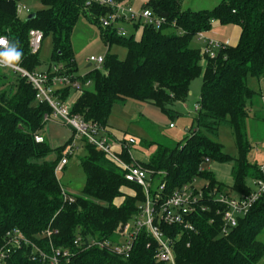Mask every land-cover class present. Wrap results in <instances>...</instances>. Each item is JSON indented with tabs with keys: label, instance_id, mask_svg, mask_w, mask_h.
<instances>
[{
	"label": "trees",
	"instance_id": "1",
	"mask_svg": "<svg viewBox=\"0 0 264 264\" xmlns=\"http://www.w3.org/2000/svg\"><path fill=\"white\" fill-rule=\"evenodd\" d=\"M182 1L147 0L142 8L163 17L164 22L159 28L143 23L136 39L133 33L119 34L115 27L103 26L101 18L109 8L86 0H40L43 7L29 19L18 16V0H0V36L18 44L23 55L17 65L37 71L38 51H31L28 31L36 28L43 37L51 34L52 51L45 71L59 66L61 73L72 79L90 81L80 92L67 86L56 93L62 100L77 94L70 100L71 112L102 128L110 140L108 117L115 103L135 99L172 115L170 104L184 101L192 80L201 76L199 109L188 134L173 146L157 142L148 160L138 163L148 171L153 195L158 184H164L157 192L160 201L185 184L194 187L197 177L208 180L201 187L205 196L200 200L207 208L188 216L192 229L183 224L158 223L173 241L177 264H257L264 255V242L258 239L264 230V193L224 234L221 217L215 213L216 204L207 196L223 185L204 168V163L211 159L233 160V184L229 188L238 195L252 190L248 179L261 177L259 165L248 160L250 142L245 129L247 102L258 93L248 85L247 77L264 76V0H220L214 7L200 10L182 9ZM81 15L97 26L108 51L112 44L122 45L127 51L123 59L107 52L103 69H90L82 77L76 74L71 42ZM215 22L237 24L240 34L237 43L217 49L210 57L202 49L191 47L190 40L198 32L209 31ZM49 112L47 103L35 100V90L21 73L0 67V247L8 232L19 230L48 252L49 239L44 231L50 227L52 245L68 249L60 264H165L155 259L157 246L145 230L135 238L127 257L108 248L74 244L76 237L81 241H116L117 226L134 218L145 196L140 185L124 178L116 162L82 138L83 195L75 196L73 202L64 201L55 170L64 146L51 148L42 135V141L35 139ZM222 125L232 131L235 156L224 152L216 140ZM53 150L56 154L49 158ZM116 152L131 163L129 148L120 147ZM35 254L30 247L17 249L7 263L43 264L31 259L30 255Z\"/></svg>",
	"mask_w": 264,
	"mask_h": 264
},
{
	"label": "built area",
	"instance_id": "2",
	"mask_svg": "<svg viewBox=\"0 0 264 264\" xmlns=\"http://www.w3.org/2000/svg\"><path fill=\"white\" fill-rule=\"evenodd\" d=\"M89 4H97L109 8V12L101 18L103 26L115 27V22L144 19L145 24H151L159 28L164 22L163 17H156L148 8H143L141 12H135L131 7L126 6L117 0H86ZM23 5H17V14L23 11ZM27 10V9H26ZM28 11V10H27ZM119 34H122V28L115 27ZM124 34V33H123ZM203 41L202 51L210 57L216 55V50L224 48L229 44L228 40L221 41L216 38L207 37L204 32L196 34ZM5 37V36H3ZM29 45L32 52L39 50L43 40V32L40 29L32 28L28 31ZM6 38V37H5ZM7 39V38H6ZM89 63L95 65V68H101L104 56L91 55L88 58ZM9 69L18 71L25 77L35 90V100L37 102H45L50 107V112L45 116V120H55L67 125L73 131V137L70 141L67 153L60 159L56 165V172L62 170L67 163L66 156H70L77 149L76 138L86 139L87 142L94 145L97 150L116 162L124 171V178L140 185L144 192V200L138 205V212L132 218L124 223H120L115 231L117 234L116 241L109 239L91 238L87 241H81L80 237H76L74 244L80 246L84 244L85 248L97 246L99 248L111 249L114 253L127 257L132 250L133 243L138 234L145 230L147 234L155 241L156 250L154 257L157 261L165 264H177L173 252V241L167 237L160 229L158 223L163 221L168 224H183L185 228L192 229V224L188 221V216L195 210L204 211L207 206L200 200L204 198L203 190L195 189L185 184L175 189L169 196L160 201V194L157 193L163 189L164 184L159 183L156 194H152V182L148 178V171L141 167L138 163L131 161L126 162L120 157L114 148V143L110 140L104 130L95 123L84 120L80 115L71 112V101L62 100L57 89L69 86L75 92H80L83 86L90 84V81L81 82L79 79H72L69 75L61 73L59 66H53L50 71L37 70L29 71L19 65L10 67ZM198 111V103L194 107ZM37 141H42V137L35 136ZM136 143V138L129 136L125 141H119L120 147L130 148ZM261 177L253 180L254 186L249 193L231 195L228 191L213 188L208 192L207 196L213 198L216 204L215 213L221 217V231L227 234L229 229L236 226L238 218L246 215L254 202L264 193V163L259 165ZM64 201L73 202L75 196L68 194L62 189ZM213 219H210L212 222ZM50 227L44 231L49 239L50 251H45L36 243L32 242L19 230H13L6 234L5 241L0 247V264H8L11 253L17 249L30 247L32 252L36 254L30 255L31 259H39L43 264H60L62 258L67 257L68 249L54 247L51 243L50 236L52 234Z\"/></svg>",
	"mask_w": 264,
	"mask_h": 264
},
{
	"label": "rangeland",
	"instance_id": "3",
	"mask_svg": "<svg viewBox=\"0 0 264 264\" xmlns=\"http://www.w3.org/2000/svg\"><path fill=\"white\" fill-rule=\"evenodd\" d=\"M122 4L129 6L135 12H141L142 5L147 0H120ZM220 0H183L182 9L200 10L214 7ZM19 5L25 9L19 13V17L25 19L29 14L35 13L42 8L40 0H18ZM28 11H27V10ZM135 23L137 24L135 26ZM144 19L126 20L115 22V27L122 28L126 35L133 33L138 39L141 35ZM72 48L75 55L77 67L76 74L83 76L88 70L94 69L95 65L87 67L88 58L91 55L105 56L107 52L117 55L118 58L126 57V48L122 45L112 44L107 46L102 41L97 26L90 23L84 15H81L74 26L71 36ZM190 46L203 48V41L195 35L190 40ZM52 51V36L47 34L43 37L38 50L40 64L37 70H45L48 67V60ZM103 69V68H101ZM247 81L254 89H259V81L256 77L248 75ZM202 79L201 76L194 79L190 85L189 95L184 101H174L170 104L172 115L163 112L160 108L149 102L127 99L124 103H115L108 117V126L115 136H111L114 142L127 139L129 136L136 138V144L131 145L129 152L133 162H142L149 158L155 151L156 143H162L167 146H173L182 141L188 134V130L194 124V118L197 111L194 107L199 100ZM258 98L254 95L248 102ZM252 112L246 120V136L250 142L248 160L258 165L264 163V113L260 120L250 117L254 116ZM38 135H42L51 148L62 147V153L65 155L68 151L70 141L73 137V131L70 127L55 120H48L40 130ZM216 140L222 145L223 151L232 156L237 154L234 136L228 126L222 125L219 128ZM153 142V143H152ZM77 149L70 156H66L67 163L62 170L56 172V176L62 189L68 194L74 196L83 195V186L85 182V173L80 164V157L85 154L84 141L82 138H76ZM56 151H51L49 158H54ZM233 160L220 162L208 160L204 163V168L210 171L215 179L221 183L222 191H228L231 195L235 194L230 188L233 184L232 167ZM139 164V163H138ZM208 184V180L197 177L193 182L195 189H200ZM248 184L253 187V180L248 179ZM227 185V186H225ZM117 239V238H116ZM258 239L264 242V230L258 235ZM257 264H264V255Z\"/></svg>",
	"mask_w": 264,
	"mask_h": 264
},
{
	"label": "crops",
	"instance_id": "4",
	"mask_svg": "<svg viewBox=\"0 0 264 264\" xmlns=\"http://www.w3.org/2000/svg\"><path fill=\"white\" fill-rule=\"evenodd\" d=\"M204 33L207 37L216 38V39L221 40V41L228 40L229 43L233 45V44L237 43V41H238L239 34H240V27L237 24H225V25H223V24H220L218 22H215L213 24V26L211 27V29L207 32H204ZM257 80L259 81V89H254L252 87V85H249V83L247 81L248 85L252 89H254L255 91L258 92L257 94H255L258 98L254 99L250 102L249 114H251L252 112L254 113L253 114L254 116L250 117L251 120H253V119L260 120L261 115L264 113V76L257 78ZM193 81L194 80H192V82ZM191 83H190V85H191ZM76 96H77V94L72 93L70 100L71 101L74 100L76 98ZM248 118H249V115H248ZM112 136H115L113 134V132H112ZM113 143H114V148L116 150H120L119 144L117 142H114V141H113ZM130 155H131V153H130ZM147 160H145V161H147ZM145 161H142V162H145ZM225 186H227V185H225ZM227 187L229 188V186H227Z\"/></svg>",
	"mask_w": 264,
	"mask_h": 264
},
{
	"label": "clouds",
	"instance_id": "5",
	"mask_svg": "<svg viewBox=\"0 0 264 264\" xmlns=\"http://www.w3.org/2000/svg\"><path fill=\"white\" fill-rule=\"evenodd\" d=\"M0 67L10 68L15 66L21 59L23 53L18 44L10 43L5 37L0 36Z\"/></svg>",
	"mask_w": 264,
	"mask_h": 264
},
{
	"label": "water",
	"instance_id": "6",
	"mask_svg": "<svg viewBox=\"0 0 264 264\" xmlns=\"http://www.w3.org/2000/svg\"><path fill=\"white\" fill-rule=\"evenodd\" d=\"M34 16H35V13H31V14H29V15L26 17V19L33 18ZM89 66H91L90 63L87 65V67H89ZM79 162H80V161H79Z\"/></svg>",
	"mask_w": 264,
	"mask_h": 264
}]
</instances>
